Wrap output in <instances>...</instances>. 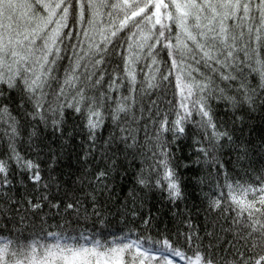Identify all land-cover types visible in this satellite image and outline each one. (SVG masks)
<instances>
[{"label":"snow or ice","instance_id":"obj_1","mask_svg":"<svg viewBox=\"0 0 264 264\" xmlns=\"http://www.w3.org/2000/svg\"><path fill=\"white\" fill-rule=\"evenodd\" d=\"M0 264H264V0H0Z\"/></svg>","mask_w":264,"mask_h":264},{"label":"trees","instance_id":"obj_2","mask_svg":"<svg viewBox=\"0 0 264 264\" xmlns=\"http://www.w3.org/2000/svg\"><path fill=\"white\" fill-rule=\"evenodd\" d=\"M169 95H171V93H169ZM207 190V189H206ZM109 239H111V237H108Z\"/></svg>","mask_w":264,"mask_h":264}]
</instances>
